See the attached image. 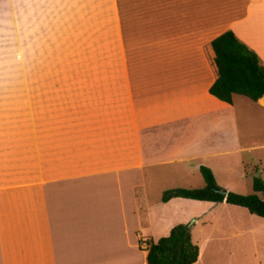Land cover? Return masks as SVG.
<instances>
[{"label": "crops", "instance_id": "crops-1", "mask_svg": "<svg viewBox=\"0 0 264 264\" xmlns=\"http://www.w3.org/2000/svg\"><path fill=\"white\" fill-rule=\"evenodd\" d=\"M197 7L190 29L159 36L153 54L139 45L133 61L30 79L46 103L28 120L0 111V264H146L139 239L154 242L178 224L167 222L165 207L180 197L160 199L177 188L166 181L196 180L203 165L222 173L215 182L225 190L248 185L242 169L261 158L243 153L264 150V95L233 94L226 103L208 93L216 77L210 41L220 32L197 28ZM227 8L234 16L222 31L264 66V0ZM210 203L194 230L205 224L206 235L194 243L189 227L198 248L191 264H264V218Z\"/></svg>", "mask_w": 264, "mask_h": 264}, {"label": "rangeland", "instance_id": "rangeland-1", "mask_svg": "<svg viewBox=\"0 0 264 264\" xmlns=\"http://www.w3.org/2000/svg\"><path fill=\"white\" fill-rule=\"evenodd\" d=\"M238 1L0 0V111L17 112L28 120L32 111L35 114L45 109L44 96H34V87L28 84L32 78L84 76L85 66L92 63L133 61L139 45L148 47L153 54L159 36L190 29L191 10L196 6L197 28L216 35L234 16L228 12V5ZM249 153L259 154L261 163L243 167L248 185L246 178L243 188H235L241 190L239 194L252 193L251 175L264 176V150L244 152L243 156ZM237 167L233 165L234 172ZM214 177L219 185L225 181L220 171L215 170ZM164 184L197 188L203 186V180L197 172L196 180ZM149 194L151 202L158 200L154 192ZM209 205L210 202L180 198L175 208L165 207L167 222L183 223L188 230L193 229L195 243L197 237L206 235L205 224L199 233L194 230L200 220H206L201 209ZM146 243L139 239L141 247L145 248Z\"/></svg>", "mask_w": 264, "mask_h": 264}, {"label": "trees", "instance_id": "trees-1", "mask_svg": "<svg viewBox=\"0 0 264 264\" xmlns=\"http://www.w3.org/2000/svg\"><path fill=\"white\" fill-rule=\"evenodd\" d=\"M216 77L207 91L216 99L230 103L233 94L251 101L264 95V66L256 53L226 29L210 41ZM198 172L203 186L197 188L177 187L164 190L161 201L172 197L198 201L224 202L245 208L247 212L264 218V181L259 176L251 177L250 194L225 190L215 182L212 172L200 165ZM256 193L263 196L259 198ZM140 245V244H139ZM146 264H191L196 260L198 248L190 240L188 227L183 223L173 225L168 234L148 242L145 247Z\"/></svg>", "mask_w": 264, "mask_h": 264}]
</instances>
